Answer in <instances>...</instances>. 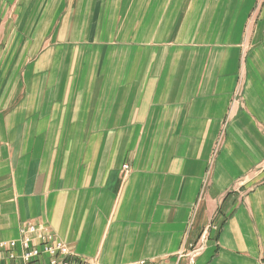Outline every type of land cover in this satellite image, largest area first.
Listing matches in <instances>:
<instances>
[{"label":"crops","instance_id":"1","mask_svg":"<svg viewBox=\"0 0 264 264\" xmlns=\"http://www.w3.org/2000/svg\"><path fill=\"white\" fill-rule=\"evenodd\" d=\"M28 223L96 264H264V0H0V242Z\"/></svg>","mask_w":264,"mask_h":264},{"label":"built area","instance_id":"2","mask_svg":"<svg viewBox=\"0 0 264 264\" xmlns=\"http://www.w3.org/2000/svg\"><path fill=\"white\" fill-rule=\"evenodd\" d=\"M125 170L129 167L125 166ZM0 264H96L79 258L73 249L43 225L24 224L18 240L0 242ZM126 264H151L146 260Z\"/></svg>","mask_w":264,"mask_h":264}]
</instances>
